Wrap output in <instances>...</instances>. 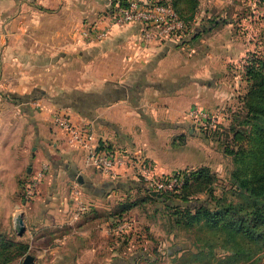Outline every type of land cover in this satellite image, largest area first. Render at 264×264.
I'll return each mask as SVG.
<instances>
[{
	"label": "rangeland",
	"instance_id": "1",
	"mask_svg": "<svg viewBox=\"0 0 264 264\" xmlns=\"http://www.w3.org/2000/svg\"><path fill=\"white\" fill-rule=\"evenodd\" d=\"M6 1L0 0V99L7 102V106L3 104L1 109L3 113L2 116L0 115V148L24 149L29 156L26 167H29L30 171L28 173L27 168H23L22 172L15 175L14 180L8 182L7 185L2 182L5 185L0 187V232L14 240L32 243V234H34L32 230L25 233V228L22 236L17 234V218L22 216L25 223L34 225L36 220L33 218L27 220L25 208L30 206L29 204L34 199H38L48 176H51L54 168H58L62 174L59 180L63 187L62 193H67L70 206L68 205V210L55 211L58 216H54V213L51 216L53 219L57 218L55 221H61L59 226L54 228L55 233L70 234L73 224H69L71 223L69 218L72 219V222L73 220L76 222L80 220L81 216L86 217L83 219L86 224H83L90 231H93V235L90 236L93 241L92 245L100 252L95 253L93 257L84 255L83 259L96 258L94 264H100L101 260L105 258H115L116 260H112L111 264H230L225 260L224 247L221 245V242L227 240L222 233L208 231L206 228L196 226L185 231L176 228L171 225L169 216L162 213L160 205L146 204L135 207L124 214L123 219L119 222L122 224H119L118 227L117 224H111L109 215L119 202L127 198V194L123 191H116L111 196L101 198L88 193L95 200L93 204L92 202L89 203L81 193L82 191L87 194V189L80 185L75 178L69 179L63 168L66 159L60 156L59 147H65V141L68 142L66 136L52 121L53 114L57 111L64 112L69 114L72 119L69 111L77 112L82 116H87L91 112V107L86 103L75 101L74 96L77 93L71 88L76 83L73 78L78 73L76 63H79L75 62L73 57L78 53L77 48L82 45L80 41L83 43L82 40L78 41L76 31L81 25L88 26L98 22L113 7L114 0L91 1L94 7L92 12L65 13L66 18L79 21L77 27L76 24L71 27L60 26V20L63 18L56 16L53 11L39 12L35 9L22 11L21 3L24 0H15V6L19 5L13 13L17 19L38 20L40 18L46 21V26L41 28L39 33H37L38 28H15L13 39H11L12 37L7 39L6 35L10 29L7 21L11 18L6 12L9 6ZM200 1L203 9L197 10L191 27L201 30L203 26L207 27L208 20L218 18L220 27L218 26L217 30L214 29L212 33L237 37L245 46V54L243 53L244 55L230 62L234 73L238 74L239 77L243 76L244 64L248 54L263 52L264 0ZM31 7L36 8L34 5ZM218 9H223L224 12H218ZM88 14L90 15L87 17ZM222 19L230 21L232 25H223ZM208 35L209 33L204 31L201 33V36ZM7 43H10V49L13 50V64L11 62L6 64L5 61ZM201 44L203 42H199L200 46ZM23 47L26 49L25 51ZM185 48L188 47L185 46ZM27 65L31 70L22 68ZM241 85L240 83L239 88L242 87ZM245 88L244 83L240 92L244 93ZM232 98V100H230L231 98L228 100L229 106H226L224 110L219 106L213 109L207 108L219 117L215 129H207L201 120L190 119V123L194 122L193 128L190 126L191 124L185 126V136L178 141L185 144L186 140H189L193 148L179 145L174 139H169L171 147L166 151L168 160L165 162L168 167L176 166L180 170L192 169L201 165L209 166L217 176L216 183L212 186L215 191L214 195L234 201L237 198L234 196V190L231 187V173L236 168L240 169L239 163L234 160V153L239 148H241L239 151L250 148L253 141L233 142L229 126L233 121L234 112L238 111L241 105L237 95L234 94ZM70 102L73 104V109L64 107ZM11 118L12 124H9ZM72 122L77 123L75 120ZM89 125L91 126V124ZM99 141L101 140L99 139ZM68 145L71 144L68 143ZM123 148L131 152H138L141 156L152 160L146 151L136 143H130ZM225 149L232 150L233 154L226 153ZM34 153L36 158L32 156ZM42 163L48 165V170L44 171L43 176L39 178L38 173L42 171ZM183 166L186 167L181 168ZM85 167L88 166L85 165ZM158 167L163 170L161 165ZM91 170H93L94 175H97L96 170L93 168ZM157 172L159 171L157 170ZM159 174L169 173L159 172ZM134 176L135 173L128 170L123 176L118 175L114 179L131 181L135 180ZM30 178L38 179V187L35 193L28 200H25L22 196L23 190ZM84 180L86 181V178ZM73 187L78 190L79 200L85 206V209L76 219L73 218V214L78 200L72 197ZM134 192L133 190L130 196L133 197ZM198 197L203 198L204 194H200ZM36 207L33 206L31 211L37 213L38 216L40 210H37ZM44 213L52 214L47 210L41 215ZM50 233L52 234L53 231ZM126 237L127 242L122 243ZM238 242L241 243V241ZM245 243L256 250L258 257L260 255L258 264H263L264 251L262 245H255L248 240ZM210 244H214L213 257L195 260L193 255L197 251L206 253ZM229 246L235 247L236 245L229 241ZM27 253L36 254L35 251L31 252L30 250ZM135 253H147V260L139 259L135 263V259L129 263V258L136 255ZM23 257L15 261L21 262ZM41 258L43 259V257ZM15 261L13 262L15 263Z\"/></svg>",
	"mask_w": 264,
	"mask_h": 264
},
{
	"label": "crops",
	"instance_id": "2",
	"mask_svg": "<svg viewBox=\"0 0 264 264\" xmlns=\"http://www.w3.org/2000/svg\"><path fill=\"white\" fill-rule=\"evenodd\" d=\"M91 1L93 2V0H24L21 8L22 11L29 9L39 12L53 11L56 16L63 18L60 20V26L71 27L76 24L77 27L79 21L66 18L65 13L92 12L94 7ZM6 3L9 4L6 12L11 17L7 21L10 28L6 34L7 39L14 38L15 28H38L37 33H39L40 29L46 26V21L40 18L17 19L13 13L19 5L15 6V0H7ZM32 5L36 8H32ZM198 9H203L200 0ZM220 11L224 12L223 9H218V12ZM204 12L206 13L205 8ZM223 25L230 26L232 23L227 20ZM218 26L220 27V24L204 31L209 33L208 36H201L203 33L201 32L188 44L182 46H177L171 41L162 43L155 41L150 44L141 42L140 25L137 23L116 28L102 40L91 44L82 43L78 39L82 45L77 48L78 53L75 56V53L73 54L75 62H79L76 63L78 73L74 75L73 81L76 83L71 88L77 93L75 99L80 94L87 95L86 102L88 101L91 112L87 116H82L77 112L69 111L72 119L77 121V124H91L95 137L114 147L123 148L130 143H136L146 151L160 173L180 170L176 166L168 167L165 162L168 160L166 151L171 147L169 139H174L179 145L193 148L189 140H186L185 144L178 141L185 136V126L191 124L192 127L194 124V122L190 123L192 118L190 112L194 109L209 110L207 108L213 109L216 106L224 110L229 106L228 100L230 98L232 100L234 94H240L245 83L243 76L239 77L235 74L230 65V62L245 54V46L237 37L214 35L212 32L214 29L217 30ZM199 42L203 44L200 46ZM23 50L26 49L23 47ZM12 51L10 43H7L6 64L14 62ZM22 68L30 69L28 65ZM141 71L146 74L147 84L139 91L129 93L124 85L133 81ZM110 82L118 84L122 98L99 102L94 97V93L102 92ZM240 83L242 87L239 88ZM3 104L7 106V102L0 99L1 116ZM64 107L74 108L72 102ZM197 120L199 119L195 121ZM9 124H12V118ZM65 144V147H59L60 156L66 159L63 168L69 179L75 178L87 189V194L81 191L86 201L92 204L95 201L88 193L103 198L121 191L117 186L123 182L122 179L107 178L102 174L99 175V172L94 175L91 168L85 167L83 158L81 159L82 151L68 145L66 141ZM34 155L35 153L32 154ZM28 161L29 156L22 148H0V187L14 180V176L21 173L23 168H27L29 173L30 169L26 167ZM157 164L161 165L163 170H160ZM61 177V170L54 168L43 186L41 195L25 208L27 220L31 218L36 220L33 226L23 220L25 233H29L30 230L34 233L33 241L29 243V250L36 252V254L31 253L35 264H94L96 258L83 259L84 255L93 257L95 253L100 252L92 245L90 236L93 235V231L83 224H86L85 221L83 222L86 217L81 216L82 218L80 217L76 222L74 220L72 222L69 218L71 222L69 224L74 226L71 227L70 234L55 233L54 228L59 226L61 221L57 222L55 221L57 218L53 219L51 216L53 213L54 216H58L56 212L69 208L67 193H62L63 187L59 182ZM33 206H37L36 209L40 210L38 216L31 211ZM47 210L52 214L41 215ZM112 260L116 259L105 258L100 264H111ZM21 262L18 260L8 264H21Z\"/></svg>",
	"mask_w": 264,
	"mask_h": 264
},
{
	"label": "trees",
	"instance_id": "3",
	"mask_svg": "<svg viewBox=\"0 0 264 264\" xmlns=\"http://www.w3.org/2000/svg\"><path fill=\"white\" fill-rule=\"evenodd\" d=\"M157 1L170 5L186 24L183 39L163 42L171 41L177 46H182L199 33L211 30L220 23L218 18H214L208 20L207 27L203 26L201 30L191 27L199 7V0ZM111 9L112 7L107 13ZM221 21L227 22L223 19ZM247 57L243 69L246 88L244 93L237 95L241 106L234 112L233 121L229 126L233 142L253 141L250 148L242 149L243 151H239L241 149L239 148L234 153V160L239 163L240 169L236 168L231 173V187L237 199L233 201L214 195L212 186L216 183L217 176L209 166L201 165L192 169H183L185 174L182 186L177 190L162 191L160 196L151 195L152 190L139 179L119 183L117 188L125 192L127 198L119 202L109 215L111 224L120 222L124 214L135 207L146 204L160 205L162 213L169 216L171 225L176 228L185 231L196 226L222 233L227 239L221 242L227 263L258 264L260 255L258 257L256 250L245 241L262 245L264 251V48L263 52H251ZM145 75V72L141 71L133 81L125 84L127 91L133 93L146 85ZM86 96L85 93L80 94L75 101L88 105ZM94 97L99 102L101 100L106 102L122 98V92L118 89L117 83L110 82L102 92L94 93ZM110 146L112 145L99 141L101 149L110 148ZM225 152L233 154L230 149H225ZM133 190L135 192L132 197L130 195ZM200 194H204V197H198ZM229 241L236 246H229ZM126 242L127 237L122 240V243ZM213 246L214 244H210L206 253L197 251L193 255L195 260L213 257ZM28 250V243L14 240L0 232V264L15 261L25 256ZM146 255L147 253L133 255L129 258V263L135 259V263L139 259L147 260ZM262 257L264 259V255Z\"/></svg>",
	"mask_w": 264,
	"mask_h": 264
},
{
	"label": "built area",
	"instance_id": "4",
	"mask_svg": "<svg viewBox=\"0 0 264 264\" xmlns=\"http://www.w3.org/2000/svg\"><path fill=\"white\" fill-rule=\"evenodd\" d=\"M137 23L140 25L139 39L145 44L151 42H163L165 40L180 41L183 39L186 24L178 16L175 10L168 4L157 0H116L109 13L98 22L88 26H80L76 35L83 43L91 44L102 40L111 34L116 28L126 24ZM192 118L203 121L207 129H215L218 124V115L213 111L194 109L190 112ZM52 121L63 133L67 142L82 151L83 162L107 178L124 175L131 170L135 173L134 179L145 183L152 191H173L179 189L184 182V170H178L169 174H159L155 163L138 152H131L125 148H99V139L95 137L89 124L73 123L69 114L55 112ZM48 165L42 163V171L38 177H42ZM38 187V179L30 178L23 190V197L28 200ZM72 197L76 200V209L73 218H78L85 206L79 200V192L72 188ZM119 224L122 223H114ZM116 227V228H117Z\"/></svg>",
	"mask_w": 264,
	"mask_h": 264
},
{
	"label": "water",
	"instance_id": "5",
	"mask_svg": "<svg viewBox=\"0 0 264 264\" xmlns=\"http://www.w3.org/2000/svg\"><path fill=\"white\" fill-rule=\"evenodd\" d=\"M151 195H156V196H160V193L156 192V191H152ZM16 230H17V234L19 236H22V234L25 231V226H24V222H23V218L22 216H19L17 218V224H16ZM21 264H35L34 261V257L33 255H31L30 253H27L24 258L22 259Z\"/></svg>",
	"mask_w": 264,
	"mask_h": 264
}]
</instances>
